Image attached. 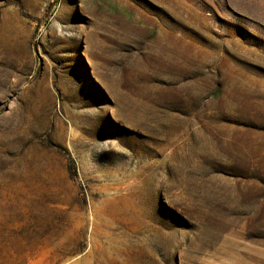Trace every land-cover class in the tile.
<instances>
[{
	"label": "rangeland",
	"instance_id": "1",
	"mask_svg": "<svg viewBox=\"0 0 264 264\" xmlns=\"http://www.w3.org/2000/svg\"><path fill=\"white\" fill-rule=\"evenodd\" d=\"M0 264H264V0H0Z\"/></svg>",
	"mask_w": 264,
	"mask_h": 264
}]
</instances>
